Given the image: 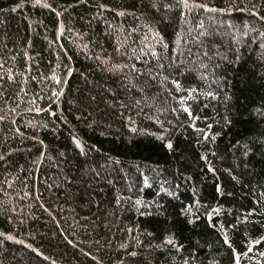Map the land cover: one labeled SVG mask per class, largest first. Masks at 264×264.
Returning <instances> with one entry per match:
<instances>
[{
  "label": "trees",
  "instance_id": "1",
  "mask_svg": "<svg viewBox=\"0 0 264 264\" xmlns=\"http://www.w3.org/2000/svg\"><path fill=\"white\" fill-rule=\"evenodd\" d=\"M0 264H264V0H0Z\"/></svg>",
  "mask_w": 264,
  "mask_h": 264
}]
</instances>
